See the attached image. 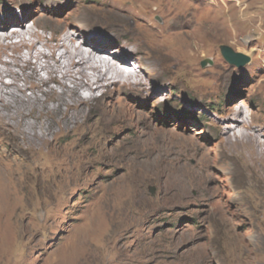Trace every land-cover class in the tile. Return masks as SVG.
<instances>
[{
  "label": "rangeland",
  "instance_id": "374dc122",
  "mask_svg": "<svg viewBox=\"0 0 264 264\" xmlns=\"http://www.w3.org/2000/svg\"><path fill=\"white\" fill-rule=\"evenodd\" d=\"M46 3L64 27L110 50L136 32L147 41L151 25L177 34L165 46L185 64L140 56L146 88L114 98L142 122L105 139H62L33 156L0 133V264H264V155L248 162V140L225 137L230 109L242 111L264 152V0H0V18ZM76 16L91 24L82 29ZM223 46L250 62L229 64Z\"/></svg>",
  "mask_w": 264,
  "mask_h": 264
},
{
  "label": "bare ground",
  "instance_id": "6f19581e",
  "mask_svg": "<svg viewBox=\"0 0 264 264\" xmlns=\"http://www.w3.org/2000/svg\"><path fill=\"white\" fill-rule=\"evenodd\" d=\"M53 16L46 3L39 11L21 9L0 18V133H7L12 140L25 145L26 153L33 156L44 146L62 139L94 142L97 138L105 139L114 127H135L141 123L139 113L118 97L114 98L116 94L138 96L146 88L140 56L150 57L157 66L185 64L171 46L170 49L165 46V42H176L179 36L156 31L155 25H151L152 30L147 28L142 32L147 41L137 32L124 42L117 39L121 51L128 49L125 54L136 57V61L126 62L119 48L110 50L106 46L109 44L101 38H87L84 33L70 29L71 26L64 27L63 22ZM141 18V15L136 16V20ZM29 19L33 24L27 26ZM50 20L54 26L47 24ZM75 22L82 29L91 24L83 16H76ZM40 27L52 31L53 38L40 34ZM109 28L121 34L119 26ZM199 32L204 43L209 35L204 24ZM200 42L196 45L201 46ZM191 43H185L184 54L195 56L198 50L193 51ZM53 84L56 87L51 86ZM82 91L88 94L83 96ZM97 92L102 93L101 99ZM107 98L110 101L107 102ZM96 101L101 104L86 113L84 106ZM228 114L227 140L234 137L236 145L248 140V162H262L264 152L257 151L260 144L253 141L259 139L260 131L253 128L242 111L230 109ZM240 128L252 133L245 134L243 130L238 133ZM177 174L179 170L174 175Z\"/></svg>",
  "mask_w": 264,
  "mask_h": 264
},
{
  "label": "water",
  "instance_id": "95a60500",
  "mask_svg": "<svg viewBox=\"0 0 264 264\" xmlns=\"http://www.w3.org/2000/svg\"><path fill=\"white\" fill-rule=\"evenodd\" d=\"M221 53L224 59L231 65L237 66L238 68H243L250 62V58L244 54L235 52L229 46H223L221 48ZM154 191V190H153Z\"/></svg>",
  "mask_w": 264,
  "mask_h": 264
}]
</instances>
